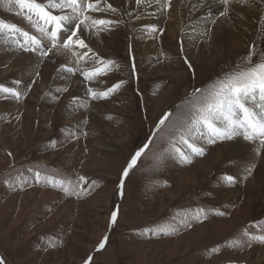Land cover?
<instances>
[{"label": "rangeland", "instance_id": "374dc122", "mask_svg": "<svg viewBox=\"0 0 264 264\" xmlns=\"http://www.w3.org/2000/svg\"><path fill=\"white\" fill-rule=\"evenodd\" d=\"M107 2L118 9L115 14L90 15L119 23L86 31L83 38L89 56L95 53L120 68L96 81L81 75L90 62L77 64L59 44L56 49L64 53L53 49L41 57L21 49L20 33L0 35V84L24 93L18 101L0 94V154L6 160L0 176V259L4 264H85L89 256V264H264V244L228 247L242 238V229L264 232V149L254 156V146L238 138L215 144L198 139L205 154L183 164L169 142L191 155L175 130L187 118L194 91L231 70L254 43L264 47L259 8L232 0L221 16L220 0H172L169 9L163 0ZM25 15L18 6L7 11L0 0V20L51 47ZM175 25L181 30L172 38L169 29ZM73 51L87 50L76 45ZM121 80L123 86L107 99L93 100L87 93L89 87L106 90ZM165 113L169 119L157 130ZM149 140L121 194L124 168ZM249 163L256 167L245 179ZM37 171L71 179L83 194L69 196L37 182ZM226 175L236 183L229 185ZM198 208L208 213L206 220L192 219ZM169 226L178 231L144 232ZM105 237V247L96 251ZM213 247L220 250L213 253Z\"/></svg>", "mask_w": 264, "mask_h": 264}, {"label": "snow or ice", "instance_id": "6c2138e0", "mask_svg": "<svg viewBox=\"0 0 264 264\" xmlns=\"http://www.w3.org/2000/svg\"><path fill=\"white\" fill-rule=\"evenodd\" d=\"M232 0H220L223 10L221 16H226L229 5ZM239 2V0H238ZM151 3V0H135L136 5ZM157 4L161 0H156ZM243 3L249 7L259 8L261 19H264V0H243ZM7 11L11 12L16 6L21 12H26L25 19L30 23L41 37L51 42V47L43 44V40L36 35H30L28 31H22L17 25L0 20V35L6 33H20L24 37V43L20 44L22 50L30 52H39L41 57H47L49 52L59 46L76 57V63L89 61L90 66L81 70L85 81H96L106 76L114 68L119 70L118 65L113 60H105L91 53V49L85 42L83 35L86 31L95 29L97 32L109 30L119 23L118 20L95 18L92 12H110L115 14L118 9L113 7L107 0H3ZM172 0H163L162 7L169 9ZM58 13V14H54ZM215 23V21H212ZM51 29V30H49ZM75 38V39H74ZM19 44V41H15ZM78 45L80 49H86L83 53L73 51L74 46ZM68 73H73V68L67 69ZM133 74H135V65H133ZM38 75V73H37ZM19 84L20 81H15ZM125 81L121 80L106 90H95L93 87L87 89L88 95L93 100H103L118 91ZM67 91V89H61ZM0 94H7L15 100H19L24 94L15 87H6L0 84ZM194 101L191 104L187 118L182 122L181 127L175 130L178 136V143L185 145L191 152V155L176 146V142L169 141L170 151L175 154L180 163L191 164L193 156H203L205 148L199 146L195 141L202 139L207 144H215L217 141H233L236 138H242L254 146V156H259L264 149V47H259L255 43L249 48L246 56L241 57L235 66L228 72L222 74L207 88L196 89L193 93ZM74 101L76 98H73ZM170 113H165L160 118L157 130L163 126L169 119ZM86 135V133H85ZM144 144L139 148L129 160L124 168L118 188L124 187V178L128 177L130 171L134 169L142 154L148 149L149 144ZM54 146V142H53ZM10 155V154H9ZM255 163H249L244 166L246 173L245 179L251 176ZM31 171V169H30ZM37 182L41 180L50 184L53 188L61 189L66 195H81L79 183H74L71 179H54L52 176H41L37 171L35 173ZM224 180L229 184H235L236 179L232 175H226ZM80 182H85L84 177H79ZM95 183V182H93ZM215 215L223 216L224 212L216 211ZM208 218V213L203 208H198L192 215V219L203 221ZM186 219V218H185ZM117 220V211L111 214V223ZM264 225V221L260 222ZM185 226L191 227V224L185 223ZM250 225L249 227H256ZM178 231L173 226L165 228L145 229L144 232H151L154 236L173 235ZM144 234V233H142ZM241 237L233 239L228 243L232 249L251 247L253 243L264 244V232L261 234L250 233L248 228L242 229ZM107 237L98 245L96 251L105 247ZM219 247H213V253L218 252ZM92 257L89 256L85 264H89ZM0 264H4L0 259Z\"/></svg>", "mask_w": 264, "mask_h": 264}, {"label": "bare ground", "instance_id": "6f19581e", "mask_svg": "<svg viewBox=\"0 0 264 264\" xmlns=\"http://www.w3.org/2000/svg\"><path fill=\"white\" fill-rule=\"evenodd\" d=\"M180 1L181 0H174V2L175 3H180ZM122 4V2H120V5ZM154 5V4H153ZM153 7V6H152ZM155 11V10H154ZM160 16H156V18H159ZM161 18V17H160ZM180 30H181V26L180 25H175L174 27H171L170 29H169V33H170V36L172 37V38H174V36L176 35V33H180ZM176 38H177V36H176ZM138 48V47H137ZM59 52H62V53H64V51L62 50V49H60V48H58V49H55V53H59ZM60 54V53H59ZM57 57V56H56ZM207 65V64H206ZM238 140H240V141H242L243 142V140H242V138H238L237 139V141ZM213 148V147H212ZM214 149V148H213ZM199 162H195V166L196 167H198L199 165ZM200 168V167H199ZM197 170V169H196ZM200 170V169H199ZM186 175V174H185ZM183 179V178H182ZM181 179V180H182Z\"/></svg>", "mask_w": 264, "mask_h": 264}, {"label": "crops", "instance_id": "0c3cea01", "mask_svg": "<svg viewBox=\"0 0 264 264\" xmlns=\"http://www.w3.org/2000/svg\"><path fill=\"white\" fill-rule=\"evenodd\" d=\"M22 130V129H21ZM22 151V150H21ZM26 151V150H25ZM1 152H2V149H1ZM18 158H21V157H24V151L22 152V153H20V154H18ZM5 158H4V156H2L1 154H0V176H2L1 174H3L2 173V171H3V169L5 168L4 167V165H5ZM41 174H43V175H45V176H49V174L48 173H41ZM1 178V177H0ZM3 188H4V186L2 185V186H0V191H2L3 190ZM14 209V208H13ZM8 214L9 213H13V211H12V209L10 210V211H8V210H5ZM5 212V213H6ZM15 221V220H14ZM14 221L12 222V224L14 223ZM9 228V227H8Z\"/></svg>", "mask_w": 264, "mask_h": 264}]
</instances>
